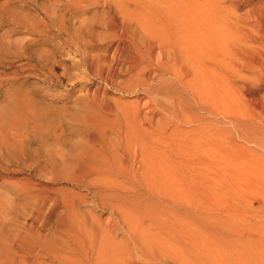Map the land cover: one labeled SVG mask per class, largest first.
Here are the masks:
<instances>
[{"label": "rangeland", "instance_id": "374dc122", "mask_svg": "<svg viewBox=\"0 0 264 264\" xmlns=\"http://www.w3.org/2000/svg\"><path fill=\"white\" fill-rule=\"evenodd\" d=\"M193 1L199 21L220 25L228 20L233 33L248 26L250 41L232 39L230 58L234 66L243 55L239 49L246 48L242 60L247 64L235 66L255 84L245 82L244 93L233 86L229 115L235 123L228 137L213 123L224 145L209 159L213 165L203 162L202 170L195 167L209 155L196 158L185 142L195 139L193 127L209 122L192 125L198 111L183 89L165 85L160 91L184 102L179 114L185 115L184 122L177 124L178 110L169 111L171 104L152 116L140 105L142 87L125 92L107 88L88 69L89 62L119 41L112 38L113 16L123 20L135 12L140 18L165 17V27H170L180 21V0H0V264H90L76 249L97 254L101 245L112 249L115 264H198L207 249L215 253L214 236L226 235L228 225L249 226L260 235L264 150L242 137L245 132L250 140H264V37L258 36L256 21L264 0ZM94 32L99 35L93 37ZM151 85L155 89L163 81L155 79ZM146 115L153 124L149 130L141 126ZM128 128L136 142L148 144L147 162L155 165L164 159L165 171L143 173L140 157L136 163L131 160L138 171L80 173L78 166L85 160L104 166L113 159L98 153L90 137L117 144L116 133ZM160 142L164 149H158ZM113 152L122 154L118 148ZM122 161L117 164L124 165ZM73 206L77 214L66 216L67 207ZM64 216L74 222L76 242L56 228ZM154 217L165 224V231L150 225ZM160 237L165 243H158ZM21 238L38 242L34 254L21 252ZM164 244L165 258L156 248Z\"/></svg>", "mask_w": 264, "mask_h": 264}, {"label": "bare ground", "instance_id": "6f19581e", "mask_svg": "<svg viewBox=\"0 0 264 264\" xmlns=\"http://www.w3.org/2000/svg\"><path fill=\"white\" fill-rule=\"evenodd\" d=\"M170 1L173 2L174 4L176 0H170ZM144 3L145 2L143 1V4ZM179 3L180 4H177L179 11L176 12H177V16L180 18V21H178V23H176L174 26H170V27L168 25L165 27V17H157L156 19V17L154 16L149 17L145 15V17L142 16V18H140L137 17L138 15H136L135 12L128 13L129 17L125 18L126 20L125 19L118 20L116 19V17L113 16L112 27L114 30L112 29L110 30H112L111 31L112 38L114 37V39L116 38L119 41L116 42L115 45L114 41L112 40L113 44L110 46H108L109 45L108 44L107 45L108 47L107 46H106L107 48L105 47L106 49L104 55L100 56L97 61L93 60L89 62L88 69H89V73L92 76H96L97 78L99 77L101 80L105 81L107 88L108 86H110L111 88H117L125 92L127 90L134 91V89L138 87L140 88L142 87L143 92L141 94H143V98L141 100L142 104L140 103V105L142 108L148 109L152 116L160 111L165 112L166 109L168 110V108H165V105L171 104L169 111H171L172 109L178 110L177 111L178 114L176 115L175 118L177 124L180 123L183 124L184 122L183 121L184 119L182 117L185 115L183 116L179 115L180 113H182V110L185 108L184 102L178 103L176 102L175 96H172V94L169 93L165 94V92L161 94L160 91L163 92L165 90L166 88L165 85L168 86L167 87L168 89L173 85H176L181 89H183V91H185L186 94L192 100H194L195 108H197L198 111L195 112V114L193 113L195 115L194 116L195 120L192 121L193 123L191 122L192 125L195 122L197 124L198 121H206L207 118L209 122V125L206 126L204 124L205 125L204 127L203 125H200V127L197 125L198 127L195 126L193 127L194 129L191 127L192 131L198 133L199 135L195 137L196 135L195 133L194 140H192L191 142L190 141L185 142L186 145H188L191 150L190 151L192 153L191 155H194L196 158L199 154H203V153H207L205 154L207 156L209 155L207 157L208 158L207 160H205V158H202L204 160H202V162H199L200 164L198 163L199 166L195 167L196 169L202 170L203 169V166H201L202 163L205 162L204 165L205 166L207 165L206 167H208V164L206 163H210L211 161L209 159L215 156V155L213 156L212 154H215L214 152L217 151L219 152V150L217 149H219L218 145L221 143L219 142L220 136H218L219 132L216 131V128L213 127V123L214 122L217 123L222 128L221 130L223 137L225 135L228 137V134L231 129V125L235 123L232 121L233 117H230L229 115V105L231 102V93L233 86H237V90L239 89V91L244 93L246 88L245 85L249 84L248 80H250V78L247 79V81L245 80L246 78H248L246 77L247 75H245L246 74L245 71H243L245 73H242L240 71V75H239V72L237 71L238 67L235 66L240 61H243L242 60L243 58L246 59V56H243L246 54L245 52L246 48L244 46H243L244 50L239 49L240 52H242L243 54L242 55L243 58L239 56L241 60L234 65L235 67L232 64V62L234 61L231 60L232 57L230 58L232 39L238 40L239 42L242 43H246L251 36L246 29L248 28V26L246 27L245 25L241 26V28L238 31H235L233 33L232 27L228 20L226 21L223 20L224 22L220 25H216V24L209 25L212 22H206V20L203 19H200L199 21L197 16L198 14L193 12V6H194L193 0H180ZM188 7H191L192 9ZM256 21L258 22V26H259V31H258L259 33L257 32V30L256 31L254 30V32H257L259 35L257 33L256 35H258L259 37L260 36L264 37V11L260 13L258 12V14L256 15ZM200 23L203 25H199ZM95 32L93 34V37L97 36L98 34ZM239 57H237V60L239 59ZM247 60L249 59L247 58ZM118 61L122 62L121 66H119L120 67L119 69H118ZM245 64L247 63L243 61L242 65ZM259 67H261L260 64ZM236 76L238 77L237 79H240L242 83V84L240 83L241 85H237L238 82L237 80L235 81ZM155 79L162 80L163 85H160L158 88L152 89L151 84ZM245 82L248 83L245 84ZM252 83L253 82H251V85ZM251 85L250 86L247 85V87L251 88ZM234 89L236 88L234 87ZM254 89L255 88H253V90ZM105 103L107 104V102ZM107 105L109 106V104ZM178 107H180V109H178ZM199 112L200 113L204 112L205 113L204 115H206V117H204L203 114L199 115ZM260 113H262V111ZM150 120H151L150 117L146 115L142 119L141 126L142 127L145 126L148 130L153 128V124H151ZM185 121L187 120L185 119ZM241 132L243 133V131ZM242 133L239 132L238 134L242 135ZM116 134H117L116 136L118 143L111 145H108L106 142L103 141V139L100 140V138H97L99 136H92V139L90 137V140L92 141L94 148L97 150L98 153H100L104 157L111 156L113 157V159L111 161H106L107 164L102 166V165H98L95 162H92V160L86 162L88 160H85L84 158L83 160L85 161L83 162L82 160L83 163H80L78 166L80 173H84V175H87L93 171H97L99 173L111 172V174L124 172L123 170H126L127 172L138 171V169H136L135 164L131 160L133 159L135 162L140 157H141V161H143L142 166H140L141 171L143 173L145 174L147 172L155 173L156 171H160V170L161 172L165 171L164 159L163 161H159V163H155V165L149 164L147 162V160L150 161V158H146L144 154H146L149 149L148 144L140 145L138 142H136L135 137H132V131L130 128L125 129V131L120 129ZM243 135L244 137H242V139L245 138V140H247L249 143H253V144L255 143V145H257L258 148H260L262 151L264 150V140L260 142H255L254 141L255 139L250 140V138H248L249 136H247L245 132ZM245 135L247 137H245ZM223 145H221L220 147L223 148L222 147ZM117 148L118 150H122V154L120 155V157L117 155L116 152H113L114 150L116 151ZM158 149H164V145L162 142H160V146L158 147ZM109 151H111L112 154L109 155L108 154ZM223 152L224 154H226V150H223ZM205 155L203 154V156ZM119 158L121 159V161L123 160L122 162L124 165L117 164ZM195 161H199V160H195ZM211 165H213L212 162L211 164H209V167ZM206 167L205 169H207ZM260 172L262 176V178L260 177V180L263 179L261 181L262 182L261 185L264 188V164ZM259 197L258 199L261 200L262 198L260 199ZM262 200H263L262 204H264V198ZM66 211H67L66 216L68 215L69 217L70 214H74V215L77 214L74 206L67 207ZM66 216H64V218L61 217L62 223L56 226V228L64 232L69 238L75 240L76 242V239L78 240V238L75 235V227L72 225V223L74 222H71L70 218ZM156 220H157L156 217L152 218L150 225L152 227L157 226L159 230L165 231V224L160 223ZM218 222H216V224H218ZM226 222L227 221H225L224 223ZM220 224L222 225L223 223ZM262 224L263 225L260 231L261 232L260 235L252 234L249 231L250 229H248L249 226L248 227L245 226L247 229H244L245 227H242L243 225L241 224H240L241 226H239L238 224H233L235 226L232 227L228 225V227L231 228L226 227L229 231V232H225L226 235L221 233L214 236L215 237L214 242L216 241L217 243V244L215 243V248H214L215 253L213 254L212 252L213 248L210 249V251L209 249H207V251L203 255H201L198 264H264V223ZM47 225L48 223H45L43 225V228H48ZM245 225L247 224L245 223ZM250 225L252 226L251 223ZM207 226L205 227L207 228ZM209 226L208 228L211 227ZM216 231L219 232L218 230ZM160 238L157 239L160 240ZM154 240L156 241V239ZM162 240L163 238H161V242L160 241L157 242L160 244L165 243L162 242ZM149 242L150 240L142 241L143 244H147V243L149 244ZM37 243L32 245L28 239L24 240L21 238L19 249L21 250L22 253L34 254L33 247ZM43 245L45 246V244ZM156 248L160 251L159 257L165 258V244L164 246L159 245L158 247L156 245ZM76 250L78 252H81V255L86 257L90 261V264H115L116 258L115 259L113 258L112 249H109L108 251L106 245L103 246L101 245L100 248L97 250V254L94 253L95 252L94 249H90L91 250L90 251L85 248H78ZM75 263L76 262L67 263V264H75Z\"/></svg>", "mask_w": 264, "mask_h": 264}]
</instances>
